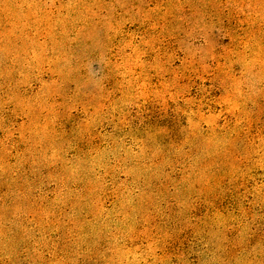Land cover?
I'll return each instance as SVG.
<instances>
[{
	"label": "rangeland",
	"instance_id": "rangeland-1",
	"mask_svg": "<svg viewBox=\"0 0 264 264\" xmlns=\"http://www.w3.org/2000/svg\"><path fill=\"white\" fill-rule=\"evenodd\" d=\"M0 264H264V0H0Z\"/></svg>",
	"mask_w": 264,
	"mask_h": 264
}]
</instances>
